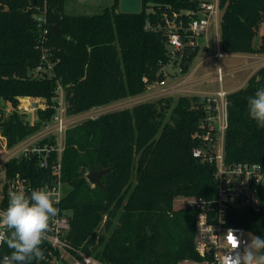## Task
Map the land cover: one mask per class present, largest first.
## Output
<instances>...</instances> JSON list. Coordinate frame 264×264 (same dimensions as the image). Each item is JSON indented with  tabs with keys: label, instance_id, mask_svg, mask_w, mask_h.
<instances>
[{
	"label": "trees",
	"instance_id": "trees-1",
	"mask_svg": "<svg viewBox=\"0 0 264 264\" xmlns=\"http://www.w3.org/2000/svg\"><path fill=\"white\" fill-rule=\"evenodd\" d=\"M48 60L53 75L33 76L40 65L38 32L32 18L40 0H0V100L16 107L18 98L44 99L30 124L13 111L0 112V132L8 146L37 132L51 119L55 89H63L66 114L138 97L166 77L169 59L161 21L165 14L192 10L199 0H141V10L125 14L119 0L94 14L69 15L65 0H45ZM219 40L227 54H264V0H220ZM147 23L150 28H146ZM197 50L190 54L187 67ZM187 70L183 68V72ZM169 72V70H167ZM264 87V67L246 85L226 96L225 163L264 167V129L248 116L247 102ZM160 114V116H159ZM216 117L214 103L199 97H170L112 111L67 130L62 153V204L70 214L68 240L104 264H177L195 259V209H173L176 198L216 195L215 167L192 156L206 148ZM214 135V133H213ZM226 141L228 144L226 145ZM17 168L7 165V172ZM19 169V168H18ZM22 169V168H21ZM88 169H106L102 187L85 179ZM258 210L228 208L227 221L264 237V190ZM4 253L10 249L5 245Z\"/></svg>",
	"mask_w": 264,
	"mask_h": 264
},
{
	"label": "built area",
	"instance_id": "built-area-1",
	"mask_svg": "<svg viewBox=\"0 0 264 264\" xmlns=\"http://www.w3.org/2000/svg\"><path fill=\"white\" fill-rule=\"evenodd\" d=\"M40 1H42V6H37L32 14L37 27V47L41 56V63L33 70V76L47 75L49 77L53 75V64L47 57L50 29L46 21V1ZM219 1L199 0L192 10H182L163 16L160 27L165 36L167 56L170 62L167 67L175 71L173 73L176 76L183 75V68L187 66L190 54L202 46L201 40L206 37L211 27L214 26L219 30ZM146 28H150L148 23ZM213 57L219 60L222 53L217 51ZM167 74L166 69L164 76L166 77ZM225 75L219 66L215 74V80L220 85L219 89L202 98V101L208 104L214 103L220 136L217 137V130L210 127L212 132L205 138L208 140L206 148L192 151L194 158L202 159L215 167L213 181L216 195L209 200L200 197L183 198L184 207L196 211L193 236V249L196 257L195 259H182L177 264H223L225 250L228 248L224 239L225 233L233 230L241 243L247 239V234L251 233L242 227L228 224V208L233 205L241 207L250 205L254 210H258V191L259 189L264 190V167L248 162L225 163L224 133L227 127L226 96L228 93L221 87ZM183 82L179 78L178 81L174 80L168 85L164 79L148 86L147 89L150 90L152 87L165 89L168 86L175 89ZM55 95L53 98L54 113L51 119L42 125V132L37 131L28 135L12 146L7 145L6 138L0 132L2 141L0 146V210L7 207L10 190H21L26 193L38 188L53 190L58 199L56 207L59 213L51 221L50 231L42 244L45 259L33 261L32 264H104L92 255L84 253L80 248L73 247L67 238L70 231V214L62 207L66 195L62 153L65 148L66 133L70 128L69 124L80 114L73 116L66 114L63 89L59 84L55 89ZM46 108L44 99L36 98L33 101L31 97H21L18 98L16 107H12L7 101L0 100L2 119H6L13 111H16L25 122L30 124L37 120V111ZM34 115L36 117L31 118ZM10 163H14L17 169L7 172V165ZM4 248L5 245L0 246V264H3V257L7 255L4 253Z\"/></svg>",
	"mask_w": 264,
	"mask_h": 264
},
{
	"label": "clouds",
	"instance_id": "clouds-1",
	"mask_svg": "<svg viewBox=\"0 0 264 264\" xmlns=\"http://www.w3.org/2000/svg\"><path fill=\"white\" fill-rule=\"evenodd\" d=\"M247 108L249 118L264 129V87L248 98ZM56 204L58 199L51 189L38 188L30 193L9 191L8 205L0 210V246L10 249L3 264H32L45 259L42 244L51 221L59 213ZM224 239L228 248L223 264H264V237L248 233L241 243L234 231L229 230Z\"/></svg>",
	"mask_w": 264,
	"mask_h": 264
},
{
	"label": "rangeland",
	"instance_id": "rangeland-1",
	"mask_svg": "<svg viewBox=\"0 0 264 264\" xmlns=\"http://www.w3.org/2000/svg\"><path fill=\"white\" fill-rule=\"evenodd\" d=\"M114 0H65V5H64V12L66 14L69 15H76V14H94V13H98L99 11H101L103 8L105 7H110L113 4ZM264 36V24H262L260 26V29L258 31L257 36L254 39V45L256 46L260 40V37ZM207 40L209 41V45H210V50L211 52H215L216 50V32L215 30L212 28L209 33L207 34ZM220 50H221V46H220ZM222 53L224 54V58L222 59V69L225 70L226 68H230V67H235L237 66L239 60L234 57V56H228L231 54H227L224 53L222 51ZM258 55V54H257ZM259 56H264V54ZM204 56H202L201 54L197 55L196 59L191 63L190 67H189V71L191 69H193V67L196 65V63L198 61L203 60ZM214 61H208L207 63H205L202 66V69L200 70L201 74H205L207 70H209V68H213L212 72L215 70V65L213 63ZM264 62V61H262ZM169 72L166 76V81L168 82V85L172 84V82L174 80L178 81L179 80V75L176 76L175 73H173V71L171 72V68L168 67ZM212 72H207V74H211ZM241 75H235L232 78L227 76H224V81H223V88L225 91H230L231 89H233V87L236 85V83L234 82V79H238L240 78ZM174 77H176L175 79H173ZM242 79V78H241ZM214 90H218L219 89V83L216 81L214 83L213 86ZM147 89V91L141 95L140 97L137 98H131V99H126V100H120V101H116L113 102L111 104H107L101 107H97V108H92L89 111L80 114V116H77V118H75L74 121H71V123L69 124L70 128H73L77 125L82 124L83 122H85L88 119H94L102 114L105 113H109L112 111H117V110H122V109H129L132 108L133 106L139 104V103H143V102H150V101H156L162 97H170L173 100V104L176 103V101L178 100L179 97H182V94H172V95H168V94H164V91L161 90V88H156V87H152L150 88V90ZM210 95V94H208ZM203 98V97H202ZM201 98V100H202ZM160 116V114H159ZM218 119H216L215 117L212 119V126L215 130H217V137L220 136V132L218 130ZM215 126V127H214ZM69 128V129H70ZM43 128H40L38 130V133L42 132ZM2 144V141L0 140V146ZM92 186V185H91ZM68 189V187H65V191ZM184 207L183 205V198H176L174 200V204H173V209L179 210L180 208Z\"/></svg>",
	"mask_w": 264,
	"mask_h": 264
},
{
	"label": "crops",
	"instance_id": "crops-1",
	"mask_svg": "<svg viewBox=\"0 0 264 264\" xmlns=\"http://www.w3.org/2000/svg\"><path fill=\"white\" fill-rule=\"evenodd\" d=\"M212 28L216 32L217 44H216L215 52L213 53L211 52L209 41L207 40V35H206V37H204L201 40L202 46L197 49V53L194 56L192 62L196 59L197 55L199 54L204 56L203 60L198 61L196 65L193 67V69H191L190 71L188 69L192 62L190 63V65H188V67L186 66L187 70L183 73V75L179 76V78H181L184 81L183 84L178 86L175 89H173L172 86H168L165 89H161L164 91V94H168V95L182 94L183 96L202 98L207 94H213L217 91L213 89L214 83L216 82L215 74H216V69L219 66L222 68V59L224 58V54L220 50L219 30L216 29L214 26L211 27V29ZM217 51H220L222 53V57L219 60L213 57ZM228 56L236 57L239 60V62L237 63L238 65L235 67L226 68L225 70L222 69L226 74L225 76L228 75V77L230 78H232L235 75H241V76L238 79L237 78L234 79V82L236 83V85L230 91H226L227 93H231L233 91H236L244 87L248 79L259 68L264 67V62H262L264 61V56H259L257 54H231ZM208 61H214L213 63L215 65L214 66L215 70L212 72L213 68L210 67L209 70H207L205 74H201L200 70L202 69V66ZM207 72H212V73L207 74ZM175 78L176 77H174L173 79ZM223 81L221 83L222 89H224ZM32 100L35 101L36 98H32ZM34 117H36V115L31 116V118H34Z\"/></svg>",
	"mask_w": 264,
	"mask_h": 264
},
{
	"label": "water",
	"instance_id": "water-1",
	"mask_svg": "<svg viewBox=\"0 0 264 264\" xmlns=\"http://www.w3.org/2000/svg\"><path fill=\"white\" fill-rule=\"evenodd\" d=\"M119 10L121 13L125 14H136L141 10V0H119ZM49 29L52 33L59 35L60 30L55 26H49ZM184 41V39H183ZM228 141H226V145ZM107 170H92L88 169V172L85 174V179L92 186L102 187L101 178L105 176Z\"/></svg>",
	"mask_w": 264,
	"mask_h": 264
}]
</instances>
